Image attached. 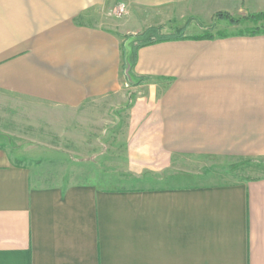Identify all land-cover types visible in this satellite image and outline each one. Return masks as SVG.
I'll list each match as a JSON object with an SVG mask.
<instances>
[{
	"label": "crops",
	"instance_id": "crops-1",
	"mask_svg": "<svg viewBox=\"0 0 264 264\" xmlns=\"http://www.w3.org/2000/svg\"><path fill=\"white\" fill-rule=\"evenodd\" d=\"M218 13H264V0H0V95L106 135L105 150L99 137L72 138L83 143L75 155L164 175L156 186L117 183L109 170L58 182L50 148L0 142V264H264V176L184 185L178 167L264 159V33L142 47L131 68L140 85L123 67L122 34ZM128 90L130 106L116 109ZM117 128L126 136L111 156Z\"/></svg>",
	"mask_w": 264,
	"mask_h": 264
},
{
	"label": "rangeland",
	"instance_id": "rangeland-1",
	"mask_svg": "<svg viewBox=\"0 0 264 264\" xmlns=\"http://www.w3.org/2000/svg\"><path fill=\"white\" fill-rule=\"evenodd\" d=\"M227 14L235 22L231 24L228 19H215L214 17L208 22L193 24L190 29L185 28L186 36H199L203 33L201 27H211L207 33L217 38L219 33L226 36L233 35H248L252 30H258L259 33L264 32V20L253 21L250 16L256 14L240 13L236 15ZM190 23V22H188ZM166 33L170 31L166 30ZM139 34V33H137ZM137 34H122L120 39L123 48L127 46L132 38ZM124 67V62H123ZM128 83V82H127ZM129 87L130 84L128 83ZM122 97L121 105L116 106V109L128 108L131 104L133 93L129 90ZM120 103V102H119ZM109 106L105 103H100L98 108L106 109ZM107 114V113H106ZM106 114L103 113L102 118H99V125L105 124ZM111 114V113H110ZM116 114V111H115ZM122 120V119H120ZM120 123V122H119ZM123 123V121H121ZM87 124V126H85ZM76 122L73 118L57 115L56 111L48 106L27 103L14 100L8 96L0 95V142L11 146L15 151H26L25 148L29 145H40L51 150L43 151L44 157L49 158L47 161L50 165V179L55 178L58 182H67V179H76L89 173L112 172L114 178L121 179L117 183L125 185H147L156 186L159 180L163 178L152 174H144L134 176L125 172L119 171L118 159L108 158L107 154L102 153L98 158V162L92 163L94 158L90 156H80L75 151L79 149L82 142H75L72 138L82 136L89 140L99 137V144L104 149L106 135L98 133L96 130H91L89 123ZM126 136L118 128L108 134L107 141L109 153L111 156L121 153L122 140ZM264 137V133L261 134ZM113 138V140H112ZM102 142V144H101ZM83 144V143H82ZM65 147H70V150H64ZM42 151V150H40ZM66 151V152H65ZM70 151V152H67ZM92 164H91V163ZM178 167L183 173L182 182L184 185H218V184H235L241 183L248 179L264 176V159L253 158H199L194 157L193 160H188L181 163ZM138 179L142 181H138ZM75 181V180H74Z\"/></svg>",
	"mask_w": 264,
	"mask_h": 264
},
{
	"label": "trees",
	"instance_id": "trees-1",
	"mask_svg": "<svg viewBox=\"0 0 264 264\" xmlns=\"http://www.w3.org/2000/svg\"><path fill=\"white\" fill-rule=\"evenodd\" d=\"M215 19H228L231 24L235 21L232 18H229L227 14L218 13L214 17ZM250 19L253 21L257 20H264V13L256 14L255 16L251 15ZM186 27V26H185ZM185 28L182 29H169L168 27H157V28H148L139 34L136 37L132 38V40L127 43V46L123 48V62H124V69L126 71L127 81L131 86L140 85L145 80L144 79H136L131 75V68L135 63L136 53L137 51L145 46L152 45L155 43L167 42V41H174V40H181V39H193V40H212L214 38L213 35L207 34L211 27H201L203 33L199 36H186L185 35ZM170 31V33H166L165 31ZM264 33V32H263ZM249 35H256L260 34L258 30H252L248 32ZM218 38L226 37L219 33L217 35Z\"/></svg>",
	"mask_w": 264,
	"mask_h": 264
},
{
	"label": "built area",
	"instance_id": "built-area-1",
	"mask_svg": "<svg viewBox=\"0 0 264 264\" xmlns=\"http://www.w3.org/2000/svg\"><path fill=\"white\" fill-rule=\"evenodd\" d=\"M124 11H125V6L124 5H119L118 7H117V9L115 10V12H114V16H116V17H120L123 13H124Z\"/></svg>",
	"mask_w": 264,
	"mask_h": 264
}]
</instances>
